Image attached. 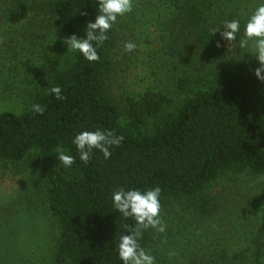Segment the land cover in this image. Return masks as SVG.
<instances>
[{
  "label": "trees",
  "instance_id": "16d2710c",
  "mask_svg": "<svg viewBox=\"0 0 264 264\" xmlns=\"http://www.w3.org/2000/svg\"><path fill=\"white\" fill-rule=\"evenodd\" d=\"M156 1L139 0L140 8L145 12ZM162 4L166 8L158 20L165 43L187 63L172 76L182 94L177 104L171 93L150 88L130 100L129 119L123 122L107 83L110 52L117 44L114 23L109 38L96 48L98 61L64 47L65 59L50 62L43 83L22 91L28 97L24 108L0 111V164H20L31 154L39 159L49 209L60 227L53 264H123L117 244L131 234L135 220L115 210L113 193L157 186L160 204L182 199V264H260L264 256V224L256 226L249 215L239 224L243 232L226 236L230 223H236L226 219L213 226L208 219L221 210L217 198L205 192L224 175H264V81L255 75L256 57L246 56L252 42L240 47L251 14L235 0ZM99 14L98 0H0V29H7L3 42L11 44L51 27L83 38L86 24ZM232 20L240 22V31L228 42L220 32ZM55 86L66 99L49 94ZM34 104L45 108L42 115L32 111ZM96 130L124 139L109 148V158L93 149L84 163L73 140ZM58 148L75 157L70 168L59 165ZM148 240L146 229L140 247L145 249ZM234 240L240 244L233 245ZM170 247L175 245L165 249Z\"/></svg>",
  "mask_w": 264,
  "mask_h": 264
},
{
  "label": "rangeland",
  "instance_id": "374dc122",
  "mask_svg": "<svg viewBox=\"0 0 264 264\" xmlns=\"http://www.w3.org/2000/svg\"><path fill=\"white\" fill-rule=\"evenodd\" d=\"M235 2L251 15L264 4V0ZM132 3V12L118 16L115 22L117 44L110 52L112 65L107 79L110 94L122 110L123 122L129 119L130 100L139 99L147 89L167 91L177 104L182 94L175 89L172 76L187 65L165 43L163 23L158 19L166 4L157 0L144 12L139 0ZM234 7L238 8V4ZM6 30L0 29L2 41L7 38ZM66 37L60 29L51 27L29 40L0 43V111L19 112L24 108L28 97L22 91L34 82L35 86L43 83L52 60L62 56L61 60L65 59ZM125 42L134 43L135 50L125 52ZM251 48L246 52L248 58L254 56ZM205 192L217 198L221 210L208 221L215 227L226 223V219L236 223H230L226 236L243 232L239 224L247 223L249 215L256 218V226L264 224V175H224ZM160 219L166 225L165 231L149 228L144 250L155 258V264H182V199L161 203ZM209 222L205 221L206 225ZM59 236L60 227L49 209L37 155L31 154L20 164H0V264H53ZM234 241L233 245L240 244ZM172 244L175 247L165 249ZM170 252L176 254L169 256Z\"/></svg>",
  "mask_w": 264,
  "mask_h": 264
},
{
  "label": "clouds",
  "instance_id": "9594fccd",
  "mask_svg": "<svg viewBox=\"0 0 264 264\" xmlns=\"http://www.w3.org/2000/svg\"><path fill=\"white\" fill-rule=\"evenodd\" d=\"M132 10V0H98L100 14L95 16L94 22L89 21L86 24V35L78 38L73 34L64 38L63 43L67 45L68 50L78 51L87 61H98L100 57L96 48L103 45L109 38L107 33L117 21V17L124 16ZM81 15L86 16L87 12H81ZM223 29L220 32L221 39L228 42L233 41L236 39V33L240 31V22L238 20L226 22ZM218 30H214L213 35ZM2 42L0 39V43ZM93 42H95V47ZM250 42H252V54L259 62V67L254 70L255 75L259 80L264 81V4L258 6L248 19L240 47L247 48ZM216 46H221L219 41ZM135 48L134 43L125 42V52H132ZM49 94L58 100L66 99L61 95L59 86L50 88ZM32 111L42 115L45 108L40 104H34ZM123 139L122 136L117 137L112 131H83L75 136L73 144L77 147L79 159L87 163L91 159L93 149L101 151L107 159L111 155L109 148L118 147ZM57 152L60 166L70 168L76 162L75 157L66 155L62 148H58ZM160 194L161 188L158 186L145 192L120 189L113 193L112 202L115 210H118L123 217H131L135 220V227L131 234L121 236L117 244L118 258L123 264H155V258L140 247L138 239L142 236L143 230L152 228L162 233L166 229V225L160 219ZM175 254V252H170L169 256ZM260 264H264V256L260 258Z\"/></svg>",
  "mask_w": 264,
  "mask_h": 264
}]
</instances>
